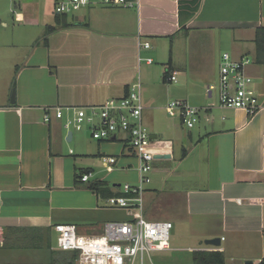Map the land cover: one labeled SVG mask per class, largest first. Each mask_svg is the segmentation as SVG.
<instances>
[{"label": "crops", "instance_id": "crops-1", "mask_svg": "<svg viewBox=\"0 0 264 264\" xmlns=\"http://www.w3.org/2000/svg\"><path fill=\"white\" fill-rule=\"evenodd\" d=\"M62 1L0 0V264H73L75 252L53 246L54 230L73 225L93 237L106 223L132 218L108 206L123 195V184L140 180L129 135L95 140L90 125L75 132L63 120L121 100L134 85L143 123L145 110L171 101L200 108L191 131L172 117L179 123L151 135L157 159L144 217L179 228L176 248L189 246L191 264L211 252L222 253L225 264H264V0H139L134 8L93 0L58 14ZM147 42L149 49L142 47ZM153 48L165 68L152 86L157 92L142 96L145 70L154 63L143 50ZM225 52L251 60L246 73L263 105L254 116L222 107L218 94L213 101ZM174 72L173 83L186 92L164 85ZM57 108L66 110L63 119ZM104 157L117 158L113 170ZM86 174L92 176L83 182ZM216 238L220 246L206 245ZM39 250L46 259L32 257ZM170 250L171 240L162 252Z\"/></svg>", "mask_w": 264, "mask_h": 264}, {"label": "built area", "instance_id": "built-area-1", "mask_svg": "<svg viewBox=\"0 0 264 264\" xmlns=\"http://www.w3.org/2000/svg\"><path fill=\"white\" fill-rule=\"evenodd\" d=\"M98 4L111 7L134 8L139 0H96ZM93 5V0H66L58 3V14L72 13ZM142 47L150 48L144 43ZM153 60L149 59L148 63ZM251 60L244 58L234 61L230 53H223L220 64L219 81L216 87L220 105L229 109L245 110L250 116L256 115L263 105L260 97L252 88L253 79L246 73ZM177 82V72L169 77ZM92 114L84 110H75L74 117L65 122L67 129L81 131L86 125L92 127L95 140H111L119 132L129 135V142L140 161V180L136 185L125 183L123 195L112 196L108 206L129 211L132 218L124 222H110L104 226L103 233L86 237L78 234L76 226L67 225L57 238V249L78 254L75 264H145L146 257L153 252H162L170 248L173 223L170 221H148L143 214L144 195L152 182V172L156 154L152 149V137L143 123V104L138 85L132 86L125 98L109 100L105 105L91 108ZM171 117H179L187 129L199 122L200 108L186 101H171L167 106ZM56 118L63 119L64 112L57 108ZM100 119L97 123L96 118ZM50 120L47 115L46 121ZM103 163L111 170L118 164L115 157H104ZM92 174L82 177L88 182ZM262 264V262H260Z\"/></svg>", "mask_w": 264, "mask_h": 264}, {"label": "rangeland", "instance_id": "rangeland-1", "mask_svg": "<svg viewBox=\"0 0 264 264\" xmlns=\"http://www.w3.org/2000/svg\"><path fill=\"white\" fill-rule=\"evenodd\" d=\"M149 40L152 42V44H154V40L155 39H151L149 38ZM156 48H153L152 50H143V57H152L154 59V63L152 65H148V69H146V76H147V82L144 86V88L142 87V96H143V91L145 92V90L147 91V94H150V96L155 92H157L156 90L152 89V86H154V83H156V80L158 78H160V76L163 75V68H165L164 63L162 62V58L161 56H159V51H157L156 53ZM223 52V50H222ZM147 61V60H146ZM146 62H143V68H145ZM147 68V67H146ZM161 74V75H160ZM183 75L186 76V74L183 73ZM217 75V74H216ZM180 78L182 79V74L180 75ZM180 79V81H181ZM214 84L218 85V79L215 76ZM166 85V88H169V92H173L175 93L176 90L180 91L181 93L186 92V89L181 88L180 84H175V83H171V84H164ZM159 90V88H157ZM206 88L203 89V91H201L200 89H195L196 93H201L202 95L204 94ZM153 92V93H151ZM162 92V96L165 97V89L162 88L161 89ZM188 93L191 95V90H188ZM218 91L215 92V98L213 99V101H218ZM145 100V97L143 98ZM210 100V99H209ZM212 101V100H211ZM145 102V101H144ZM88 113H90L89 109ZM64 113L67 114L66 110H64ZM71 116H73V111L70 112ZM74 117V116H73ZM99 118V117H98ZM64 123H65V118H64ZM177 119L172 118L169 113L167 108L165 107H157L155 109H151V110H145L144 112V123L145 126L147 127L150 135L156 133L155 131H158L162 128H165L167 125H172L174 122H176ZM179 123V121H177ZM162 127V128H161ZM88 130V125L85 126L83 132H86ZM191 131V129H190ZM75 132H77L75 130ZM160 138H162L161 136H159ZM62 230V229H61ZM60 230V233H61ZM176 232H179V228H173L172 232H171V247L172 250H170L169 252H165V253H158V252H153L151 253V257L153 260L154 264H191V261L188 262L187 259L190 258V253L188 252V250H184V248H188L189 246H185L186 244H181L183 248H176V244H175V234ZM191 247H193L191 245ZM22 254V253H19ZM37 254V255H36ZM36 254L34 253L32 255V257L37 258L39 257V259H46V256L39 250L36 252ZM23 255V254H22ZM146 264H149V259L146 257Z\"/></svg>", "mask_w": 264, "mask_h": 264}, {"label": "trees", "instance_id": "trees-1", "mask_svg": "<svg viewBox=\"0 0 264 264\" xmlns=\"http://www.w3.org/2000/svg\"><path fill=\"white\" fill-rule=\"evenodd\" d=\"M77 257L78 254L76 253V257L73 260L74 262H76L75 260ZM196 260H199L198 264H225L223 255L220 252L202 253L200 258L198 257ZM74 262L73 264H75Z\"/></svg>", "mask_w": 264, "mask_h": 264}, {"label": "water", "instance_id": "water-1", "mask_svg": "<svg viewBox=\"0 0 264 264\" xmlns=\"http://www.w3.org/2000/svg\"><path fill=\"white\" fill-rule=\"evenodd\" d=\"M15 95H16V91L14 90L13 94H12V103H15ZM123 98H125V95H124V97H122V99ZM105 104H106V102L103 105H105ZM103 105H101V106H103ZM72 135H73V133L70 132L69 137L71 138ZM70 138L68 139V141H70ZM57 238H58V232H57V230H54L53 231V238H52L54 247L57 246ZM206 245L220 246L221 245V239L216 238V239L208 240V241H206ZM247 264H252V262H247Z\"/></svg>", "mask_w": 264, "mask_h": 264}]
</instances>
